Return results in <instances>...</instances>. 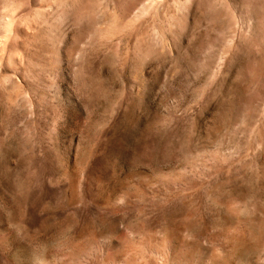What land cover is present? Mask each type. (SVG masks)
I'll use <instances>...</instances> for the list:
<instances>
[{"label": "rangeland", "instance_id": "1", "mask_svg": "<svg viewBox=\"0 0 264 264\" xmlns=\"http://www.w3.org/2000/svg\"><path fill=\"white\" fill-rule=\"evenodd\" d=\"M0 264H264V0H0Z\"/></svg>", "mask_w": 264, "mask_h": 264}]
</instances>
